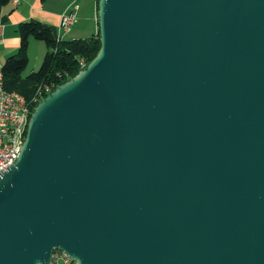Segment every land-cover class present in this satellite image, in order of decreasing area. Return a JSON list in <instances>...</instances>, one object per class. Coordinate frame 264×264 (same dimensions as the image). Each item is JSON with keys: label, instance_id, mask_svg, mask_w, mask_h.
<instances>
[{"label": "water", "instance_id": "water-1", "mask_svg": "<svg viewBox=\"0 0 264 264\" xmlns=\"http://www.w3.org/2000/svg\"><path fill=\"white\" fill-rule=\"evenodd\" d=\"M97 15L0 172V264H264V0Z\"/></svg>", "mask_w": 264, "mask_h": 264}, {"label": "trees", "instance_id": "trees-1", "mask_svg": "<svg viewBox=\"0 0 264 264\" xmlns=\"http://www.w3.org/2000/svg\"><path fill=\"white\" fill-rule=\"evenodd\" d=\"M10 1L12 0H0V5H6ZM17 32L18 50L5 59L1 66V77L4 88L17 90L27 100H30L38 86L51 84L55 88L76 74L80 69V62L87 64L96 55L100 46L98 31L82 39L57 38L54 27L36 19L21 21L17 26ZM30 38L44 41L48 50L39 69L23 75L28 64Z\"/></svg>", "mask_w": 264, "mask_h": 264}, {"label": "crops", "instance_id": "crops-1", "mask_svg": "<svg viewBox=\"0 0 264 264\" xmlns=\"http://www.w3.org/2000/svg\"><path fill=\"white\" fill-rule=\"evenodd\" d=\"M68 6H76V21L68 32L60 31L63 39H82L97 33L96 0H18L17 3L10 1L6 5H0V75L5 59L18 50V24L24 20L36 19L54 27L57 32L61 14ZM36 43L34 38L29 39V62L31 48L44 50L43 46ZM42 59L43 57L40 60ZM38 60L39 54L36 62Z\"/></svg>", "mask_w": 264, "mask_h": 264}, {"label": "built area", "instance_id": "built-area-1", "mask_svg": "<svg viewBox=\"0 0 264 264\" xmlns=\"http://www.w3.org/2000/svg\"><path fill=\"white\" fill-rule=\"evenodd\" d=\"M17 3L18 0H12ZM76 6H68L61 14L56 37L62 38L61 32H68L76 21ZM86 65L80 62V68ZM51 84L38 86L30 100L17 90L4 88L0 75V172L5 171L14 163L26 135V127L36 104L53 90ZM48 264H75L72 257L63 250L54 249Z\"/></svg>", "mask_w": 264, "mask_h": 264}, {"label": "rangeland", "instance_id": "rangeland-1", "mask_svg": "<svg viewBox=\"0 0 264 264\" xmlns=\"http://www.w3.org/2000/svg\"><path fill=\"white\" fill-rule=\"evenodd\" d=\"M70 39V38H69ZM68 39V40H69ZM36 40V44H40L41 46H43L44 47V50H38V49H30V62L28 61V64H27V66H26V68H25V70L23 71V75H27V74H29V73H31V72H33V71H37L38 69H39V67H40V65H41V63H42V60H40L41 59V57H44V54L46 53V51L48 50V48H47V46H46V44H45V42L44 41H42V40H38V39H35ZM29 47V46H28ZM42 47V48H43ZM38 54H39V62L37 61L36 62V57L38 56ZM43 55V56H42ZM28 59H29V53H28ZM33 67V68H32Z\"/></svg>", "mask_w": 264, "mask_h": 264}]
</instances>
